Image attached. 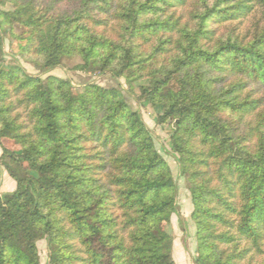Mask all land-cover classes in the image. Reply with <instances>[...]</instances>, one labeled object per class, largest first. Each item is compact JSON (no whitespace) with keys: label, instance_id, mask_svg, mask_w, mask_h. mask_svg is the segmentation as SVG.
Instances as JSON below:
<instances>
[{"label":"trees","instance_id":"16d2710c","mask_svg":"<svg viewBox=\"0 0 264 264\" xmlns=\"http://www.w3.org/2000/svg\"><path fill=\"white\" fill-rule=\"evenodd\" d=\"M6 1L13 10H0V27H24L18 53L37 55L41 74L79 56L73 71L157 79L142 92L161 105L158 122H175L170 143L193 205L195 264H264L255 258L264 254V109L240 130L264 99V0H69L54 11L45 1ZM256 5L260 20L236 34L234 22ZM2 46L0 30V56ZM2 138L20 153L2 148L16 186L0 193V264H39L40 239L47 264H174L165 225L177 213L176 182L120 90L88 83L73 93L70 79L0 66Z\"/></svg>","mask_w":264,"mask_h":264},{"label":"rangeland","instance_id":"374dc122","mask_svg":"<svg viewBox=\"0 0 264 264\" xmlns=\"http://www.w3.org/2000/svg\"><path fill=\"white\" fill-rule=\"evenodd\" d=\"M41 1H45L46 6L53 4L51 6L52 11L71 8L69 0H58L57 2H54L53 0H38V2ZM172 9L174 10L175 16L180 17L181 23L185 22L187 19L189 21L187 14L188 10L178 7ZM172 9L170 11H172ZM0 10L12 11L13 4L6 1L4 4H0ZM261 11L262 8L256 5L255 9L249 16L243 18L240 22H234V24H236V34L238 33L241 36L251 30L254 27V24L260 20ZM0 30L3 36V55L0 56V66L2 68L7 69L11 66H19L28 76H40L42 79H45L47 76H53L62 80L70 79L73 87V93L78 92L82 89L83 85L88 83H96L107 88H116L122 92V95L129 107L133 110H138L145 127L154 140L157 150L168 163L177 186V195L175 200L177 213L171 214L169 223L165 225L166 231L172 237V258L174 264H195L197 256V241L196 226L191 219L193 205L191 202L190 192L187 188L185 176L180 173L176 156L170 143V135L173 133L175 122L170 119L162 123L158 122L162 115L161 105L153 106L143 96L142 92L143 88L155 86L157 79L145 76L143 73L134 79L127 80L124 76L114 78L109 73H97L91 75L73 71L71 68L74 65L81 63V58L79 56L63 60L61 66L55 67L48 74L43 75L40 73V69H38L35 65L36 61H40V58L37 55L32 53L20 55L18 53L17 45L20 41L17 40L16 37L22 35L25 30L24 27L16 22L9 24L3 23ZM226 30L227 29H224L222 32H225ZM172 53V51H169V53L163 54L160 58H158V63L156 62L155 64L157 66L159 64H167L168 56L172 55ZM129 73L130 70L125 71L126 76ZM220 86L226 87L225 84H221ZM172 88H175V79H172L170 84L163 88L162 94L167 96L169 94V90ZM260 95L261 94H255V96ZM263 107L264 99L263 104L257 111L244 118V123L240 126L241 131H244L248 129V127L254 125L256 113L259 110L264 109ZM26 111L27 109L23 104L21 105L17 102L14 103L13 114L17 115L20 123L27 126L28 121ZM2 148H6L7 150L19 154L20 145L9 138H2L0 141V193L13 191L16 186L15 181L9 176L8 172L2 165ZM23 169L26 173L33 174L26 163H23ZM11 183H13V186ZM37 249L39 253V264H47L48 250L44 239L37 241ZM255 258L257 261H261L264 259V254H262L261 257L256 256Z\"/></svg>","mask_w":264,"mask_h":264},{"label":"crops","instance_id":"0c3cea01","mask_svg":"<svg viewBox=\"0 0 264 264\" xmlns=\"http://www.w3.org/2000/svg\"><path fill=\"white\" fill-rule=\"evenodd\" d=\"M12 184V186H13V183H11Z\"/></svg>","mask_w":264,"mask_h":264}]
</instances>
